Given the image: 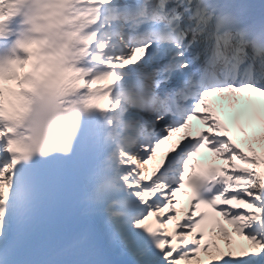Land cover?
Wrapping results in <instances>:
<instances>
[{
    "label": "snow or ice",
    "instance_id": "6c2138e0",
    "mask_svg": "<svg viewBox=\"0 0 264 264\" xmlns=\"http://www.w3.org/2000/svg\"><path fill=\"white\" fill-rule=\"evenodd\" d=\"M0 264H264V0H0Z\"/></svg>",
    "mask_w": 264,
    "mask_h": 264
}]
</instances>
